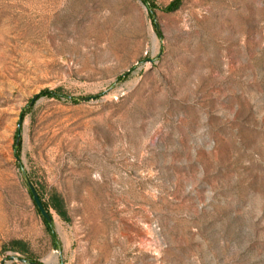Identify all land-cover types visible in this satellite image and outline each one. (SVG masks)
<instances>
[{
  "label": "rangeland",
  "instance_id": "1",
  "mask_svg": "<svg viewBox=\"0 0 264 264\" xmlns=\"http://www.w3.org/2000/svg\"><path fill=\"white\" fill-rule=\"evenodd\" d=\"M149 2L0 0V262L264 264V0Z\"/></svg>",
  "mask_w": 264,
  "mask_h": 264
},
{
  "label": "water",
  "instance_id": "2",
  "mask_svg": "<svg viewBox=\"0 0 264 264\" xmlns=\"http://www.w3.org/2000/svg\"><path fill=\"white\" fill-rule=\"evenodd\" d=\"M37 95H35L29 102V105H31L34 100L36 99ZM89 98L91 97H79V100H88ZM18 127H19V124H18ZM19 131L18 133L16 134V138H15V142L16 144L19 143ZM25 179H26V183L28 185V188H29V192L31 194V197L37 207V209L39 210L41 216L44 218V220L50 224L52 222V218L50 217L48 211L45 209L40 197H39V194L34 186V184L32 183V181L27 177L25 176ZM14 260H17L19 261L20 263H24V264H41L39 262H35V261H27L26 259L24 258H21V257H16V256H13V255H10L8 256L7 258L1 260L0 264H4V262L6 261H14Z\"/></svg>",
  "mask_w": 264,
  "mask_h": 264
},
{
  "label": "trees",
  "instance_id": "3",
  "mask_svg": "<svg viewBox=\"0 0 264 264\" xmlns=\"http://www.w3.org/2000/svg\"><path fill=\"white\" fill-rule=\"evenodd\" d=\"M142 1L148 6L149 12H150L151 16H153V15H154V13H153V6H152L151 3L149 2V0H142ZM175 7H176V4L174 3V4L170 5V6H168V7H167V10H173ZM58 92H59L58 89H54V90H46V91H43V94L48 95V96H51V97H56V98H58V97H59V93H58ZM16 148L18 149L19 146L16 145ZM42 203H43L45 209L48 211V213H49V215H50V212H49V210H48V205H47L45 202H43V201H42ZM37 211L39 212L38 209H37ZM39 214H40V212H39ZM43 220H44V218H43ZM44 222H45L46 228H47V230H48L50 236L54 239V232L52 231L51 225L48 224L45 220H44ZM16 244H17V243H12V246H16ZM14 248H15V247H14Z\"/></svg>",
  "mask_w": 264,
  "mask_h": 264
}]
</instances>
